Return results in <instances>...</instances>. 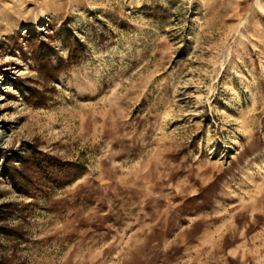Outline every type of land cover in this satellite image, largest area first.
<instances>
[{"label":"rangeland","instance_id":"1","mask_svg":"<svg viewBox=\"0 0 264 264\" xmlns=\"http://www.w3.org/2000/svg\"><path fill=\"white\" fill-rule=\"evenodd\" d=\"M0 264H264V0H0Z\"/></svg>","mask_w":264,"mask_h":264},{"label":"trees","instance_id":"2","mask_svg":"<svg viewBox=\"0 0 264 264\" xmlns=\"http://www.w3.org/2000/svg\"><path fill=\"white\" fill-rule=\"evenodd\" d=\"M39 59H40L39 61H41V63H42L41 65H42V68H43V69H45L46 66L49 67V71H51L50 74H53L54 72H57V71L59 70V68H61V67H56V66H54V65L51 64V63L48 64V62H47V64H46V66H45V64H44V60L41 59V58H39ZM54 75H55V74H54Z\"/></svg>","mask_w":264,"mask_h":264}]
</instances>
